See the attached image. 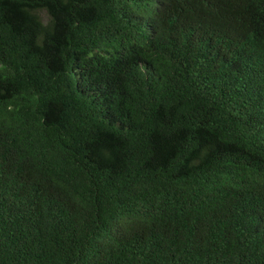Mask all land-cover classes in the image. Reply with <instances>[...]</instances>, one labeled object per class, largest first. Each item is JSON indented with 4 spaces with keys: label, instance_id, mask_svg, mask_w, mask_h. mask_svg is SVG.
Returning a JSON list of instances; mask_svg holds the SVG:
<instances>
[{
    "label": "trees",
    "instance_id": "trees-1",
    "mask_svg": "<svg viewBox=\"0 0 264 264\" xmlns=\"http://www.w3.org/2000/svg\"><path fill=\"white\" fill-rule=\"evenodd\" d=\"M0 264H264V0H0Z\"/></svg>",
    "mask_w": 264,
    "mask_h": 264
},
{
    "label": "rangeland",
    "instance_id": "rangeland-1",
    "mask_svg": "<svg viewBox=\"0 0 264 264\" xmlns=\"http://www.w3.org/2000/svg\"><path fill=\"white\" fill-rule=\"evenodd\" d=\"M45 14L42 12L41 13V16L43 17V20H45L46 19V16H44Z\"/></svg>",
    "mask_w": 264,
    "mask_h": 264
}]
</instances>
